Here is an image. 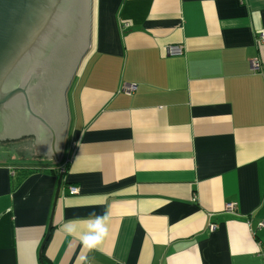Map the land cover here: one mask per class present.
<instances>
[{
	"label": "crops",
	"instance_id": "0c3cea01",
	"mask_svg": "<svg viewBox=\"0 0 264 264\" xmlns=\"http://www.w3.org/2000/svg\"><path fill=\"white\" fill-rule=\"evenodd\" d=\"M91 31L59 161L0 152V264H264V0H93Z\"/></svg>",
	"mask_w": 264,
	"mask_h": 264
},
{
	"label": "water",
	"instance_id": "95a60500",
	"mask_svg": "<svg viewBox=\"0 0 264 264\" xmlns=\"http://www.w3.org/2000/svg\"><path fill=\"white\" fill-rule=\"evenodd\" d=\"M92 2L0 0L1 141L39 140L64 122L67 133V95L91 49ZM65 138H53L38 154L59 161ZM62 183L61 174L57 200Z\"/></svg>",
	"mask_w": 264,
	"mask_h": 264
},
{
	"label": "flooded vegetation",
	"instance_id": "af4514ba",
	"mask_svg": "<svg viewBox=\"0 0 264 264\" xmlns=\"http://www.w3.org/2000/svg\"><path fill=\"white\" fill-rule=\"evenodd\" d=\"M68 131V130H67ZM66 135V126L65 122L62 124L61 128L56 130V129H45V131L40 133V138L37 140L35 136H30L27 137L26 139L14 141L13 139H4L3 141L0 140V152H3L4 149L5 151H8L9 145L10 146H15V144L21 143V142H27L30 141V143L33 142V144L37 147L39 151L43 150L44 147H48V143L55 138L56 140L63 139L65 138ZM33 137V138H32ZM17 140V139H15ZM27 140V141H26ZM41 142V143H39Z\"/></svg>",
	"mask_w": 264,
	"mask_h": 264
},
{
	"label": "built area",
	"instance_id": "2783aa9c",
	"mask_svg": "<svg viewBox=\"0 0 264 264\" xmlns=\"http://www.w3.org/2000/svg\"><path fill=\"white\" fill-rule=\"evenodd\" d=\"M258 41L261 43H264V33H260L259 36L257 37ZM259 44V45H260ZM183 48L181 46H169L167 47V53L170 56H182L183 55ZM252 70L255 72L261 71V66L257 61H253L251 64ZM126 90L128 93H131L136 90L135 86H127ZM71 194H78V189L76 188H71L70 189ZM236 209L234 204H229L227 205V210L228 211H234ZM261 227H264V222L260 224ZM216 227L213 225L211 226V230H215Z\"/></svg>",
	"mask_w": 264,
	"mask_h": 264
},
{
	"label": "trees",
	"instance_id": "16d2710c",
	"mask_svg": "<svg viewBox=\"0 0 264 264\" xmlns=\"http://www.w3.org/2000/svg\"><path fill=\"white\" fill-rule=\"evenodd\" d=\"M33 173L30 172H23L22 170H18L16 172V179L14 181V187L17 188L19 187L30 175ZM47 264V263H45Z\"/></svg>",
	"mask_w": 264,
	"mask_h": 264
},
{
	"label": "rangeland",
	"instance_id": "374dc122",
	"mask_svg": "<svg viewBox=\"0 0 264 264\" xmlns=\"http://www.w3.org/2000/svg\"><path fill=\"white\" fill-rule=\"evenodd\" d=\"M67 102H69V92H68V95H67ZM66 135H67V133H66ZM66 135H65V137H66ZM27 141V140H26ZM27 142H29V141H27ZM30 143V142H29ZM36 149H37V147L35 146V145H33ZM33 147V148H34ZM32 148V147H31ZM31 148H29L30 150H29V152H31V153H34V154H36L35 153V151L37 152V150L35 149V151L33 150V149H31Z\"/></svg>",
	"mask_w": 264,
	"mask_h": 264
}]
</instances>
